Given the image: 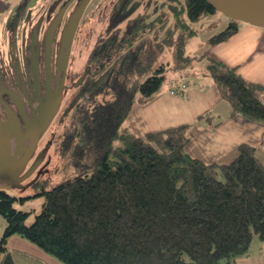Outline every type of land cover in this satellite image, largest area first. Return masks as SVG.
Segmentation results:
<instances>
[{"label":"trees","instance_id":"trees-1","mask_svg":"<svg viewBox=\"0 0 264 264\" xmlns=\"http://www.w3.org/2000/svg\"><path fill=\"white\" fill-rule=\"evenodd\" d=\"M216 14L208 0H114L105 31L91 45L93 71L67 108L74 129L59 139L60 154L70 151L80 169L36 192L44 201L31 223L30 211L18 209L17 197L0 188L7 221L0 264H15L8 245L13 235L64 264H244L240 258L254 238L264 240L258 146L240 142L232 160L208 161L189 149L190 124L140 135L127 122L133 106L152 99L170 71H187L205 56L186 54V44L198 32L195 23ZM240 22L228 18L212 41L233 34ZM205 57L231 115L264 125V85ZM183 84L170 91H186ZM40 177L18 188L35 187Z\"/></svg>","mask_w":264,"mask_h":264},{"label":"flooded vegetation","instance_id":"flooded-vegetation-1","mask_svg":"<svg viewBox=\"0 0 264 264\" xmlns=\"http://www.w3.org/2000/svg\"><path fill=\"white\" fill-rule=\"evenodd\" d=\"M83 1L5 0L7 4L0 3V118L9 120L15 116L20 119L23 130L30 125L41 134L22 174L27 171L31 172L30 176L42 175L47 170V148L53 146L52 136L56 138L57 134L71 130L73 124L65 117L67 108L93 71V65L88 62L91 45H85L89 28L83 22L91 0L81 16L68 57L61 56L65 48L62 40L65 25ZM82 48L88 49L87 59L78 69L74 64L82 55ZM71 92L73 95L69 96ZM76 108L72 106V111ZM41 142H45L44 147ZM30 176L22 184L35 179L30 180Z\"/></svg>","mask_w":264,"mask_h":264},{"label":"crops","instance_id":"crops-1","mask_svg":"<svg viewBox=\"0 0 264 264\" xmlns=\"http://www.w3.org/2000/svg\"><path fill=\"white\" fill-rule=\"evenodd\" d=\"M223 19H227L228 23V18L216 14L195 23V26L212 27L213 25L208 24L215 20L220 23ZM226 25L219 24L217 29L222 31ZM203 35L200 43L205 45V51L202 54L236 66L244 78L264 85L263 26L240 22L237 31L218 42L211 40L210 31L204 32ZM205 56L203 60L208 62ZM197 68V65L192 64L186 68L188 74L183 75L180 80L173 81L168 89H160L148 102L136 103L127 118L130 127L136 133L144 135L148 131L190 124L194 137L189 149L194 155L208 161L232 160L237 155V146L240 142L254 143L264 155V125L246 120L241 115L233 117L230 103L221 96L215 80L203 69L197 73L195 71ZM192 73L206 77L201 81L198 76L192 81ZM180 82H188L186 91L172 93L170 90ZM12 237L15 235L10 238ZM24 241H26L24 238H14L12 248L22 250ZM32 250L34 251V248ZM49 257L43 252L41 259L48 263L46 259H52ZM240 262L264 264V240L254 238L248 256L241 257Z\"/></svg>","mask_w":264,"mask_h":264},{"label":"rangeland","instance_id":"rangeland-1","mask_svg":"<svg viewBox=\"0 0 264 264\" xmlns=\"http://www.w3.org/2000/svg\"><path fill=\"white\" fill-rule=\"evenodd\" d=\"M4 1L5 0H0V3L1 2L6 3V4L8 3ZM156 1L162 2L166 0H153L154 3ZM179 1H184V0H179ZM113 2L114 0H91L90 1L88 8L86 9V12L83 17V22L85 23L87 28H89L88 32L90 33V36L87 38L86 43L84 42L85 45L94 44V42L98 39L100 33L102 31H105V27L107 25L106 18L109 15ZM220 15L224 16L225 18H228L226 15H224L221 12H220ZM224 21L227 24V19L221 20L220 24L223 23V25H226L224 24ZM217 28H218L217 25H214L212 27L200 26L198 28L197 35H193L187 41L185 53L190 56H193L194 58L201 57L200 55H202V53L205 51V45L204 44L201 45L200 43L201 39L204 37L203 33L206 31H210L211 36H213L214 34L219 32ZM87 53H88V49L87 50L83 49L82 55L77 57V60H75V64H74V66L76 65V68L80 69L83 67V64L86 62V59H87ZM192 64L198 66V68L195 69L197 73H200V69L208 71L207 69L208 62H206V60H203V57H201L200 60L193 59L191 65ZM182 69L179 72H182V74L187 75L188 74L187 71H183ZM179 72L170 71L167 74V77L164 79L163 84L160 89H163V88L168 89L170 85L174 83L173 81H175L176 79H181L182 76L181 74H179ZM198 76L199 75H197L196 73H192L191 80L194 81V79L198 78ZM203 77H206V76H199L198 79L203 81ZM72 93L73 92H71L69 96H72L73 95ZM65 117H66V121H68L69 120L68 116H65ZM70 129L71 131L74 129L72 125ZM61 130L63 131L65 130V128L64 129L62 128ZM61 137H62L61 133L56 135V139L54 136H52V140L54 138L53 146L51 147L49 146L47 148V153H48L47 157H48L49 163L47 164L48 166H46L47 167V170H45L46 172L44 171L42 175H39V174L36 175L35 173L29 178L30 180H32L36 177L42 176L40 177V183L37 186L35 187L29 186L26 189H20L15 186H10V187L5 188V191H7V193H9L12 196L17 197L16 200L14 201V205L18 209L30 211L29 216L27 218L28 223H31L34 220L35 215L40 212L43 201H44V195L36 194V192L41 190L43 186L46 187L47 189L53 187L55 183L61 181L62 179L74 176L75 174H77V172L80 169L78 166L75 165V162L71 159L70 151L60 154L59 139ZM115 143L117 144V142ZM41 144H43L42 147L45 146V142H41ZM90 159L92 163V158L90 157ZM86 161L89 164L88 158L86 159ZM28 195H31V196L24 200L20 199V196H28ZM6 225H7L6 218L3 215H0V237L3 234ZM17 237L22 238L19 235H15V237L10 238L11 240V241L9 240L10 245L8 243L9 247L11 246L10 247L11 254L14 258L15 264H55L51 260H54V262H58L57 264H64L61 261L54 258L53 256H51L50 254H48V256H50L49 258H52V259L51 260L46 259L48 263L46 262L44 263L41 259L44 251L39 246H37L36 244L26 239H24L26 240L24 241L25 245L22 246L23 248L21 247L22 250H19L17 248H12L13 240L14 238H17ZM32 248H34V251L32 250Z\"/></svg>","mask_w":264,"mask_h":264},{"label":"water","instance_id":"water-1","mask_svg":"<svg viewBox=\"0 0 264 264\" xmlns=\"http://www.w3.org/2000/svg\"><path fill=\"white\" fill-rule=\"evenodd\" d=\"M208 1L228 18L264 27V0ZM88 2L89 0H84L65 25L62 39L65 48L61 55L63 59L68 57L69 46ZM51 119L52 117L47 120L46 125L44 124L43 130L48 127ZM40 135L34 126L28 125L26 130H23L20 119L15 116L9 120L0 118V176L3 177L0 188L27 187L28 184L23 185L22 181L30 176L31 172H22L35 152ZM27 136H30L28 141Z\"/></svg>","mask_w":264,"mask_h":264},{"label":"bare ground","instance_id":"bare-ground-1","mask_svg":"<svg viewBox=\"0 0 264 264\" xmlns=\"http://www.w3.org/2000/svg\"><path fill=\"white\" fill-rule=\"evenodd\" d=\"M179 88H180L181 91H183L185 87H179ZM184 91H185V90H184ZM176 94H177V93H176Z\"/></svg>","mask_w":264,"mask_h":264},{"label":"built area","instance_id":"built-area-1","mask_svg":"<svg viewBox=\"0 0 264 264\" xmlns=\"http://www.w3.org/2000/svg\"><path fill=\"white\" fill-rule=\"evenodd\" d=\"M186 84H183V86L182 87H184Z\"/></svg>","mask_w":264,"mask_h":264}]
</instances>
